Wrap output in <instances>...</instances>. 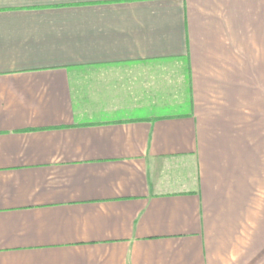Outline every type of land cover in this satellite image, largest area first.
I'll use <instances>...</instances> for the list:
<instances>
[{"label":"crops","instance_id":"crops-1","mask_svg":"<svg viewBox=\"0 0 264 264\" xmlns=\"http://www.w3.org/2000/svg\"><path fill=\"white\" fill-rule=\"evenodd\" d=\"M0 264H264V0H0Z\"/></svg>","mask_w":264,"mask_h":264}]
</instances>
